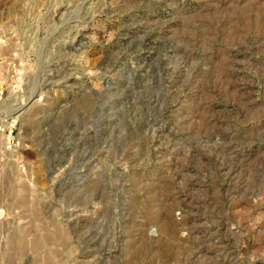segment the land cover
Masks as SVG:
<instances>
[{"label":"rangeland","instance_id":"374dc122","mask_svg":"<svg viewBox=\"0 0 264 264\" xmlns=\"http://www.w3.org/2000/svg\"><path fill=\"white\" fill-rule=\"evenodd\" d=\"M0 264H264V0H0Z\"/></svg>","mask_w":264,"mask_h":264}]
</instances>
